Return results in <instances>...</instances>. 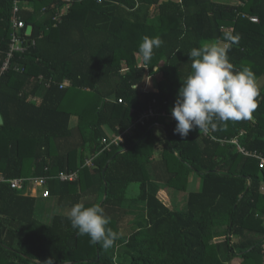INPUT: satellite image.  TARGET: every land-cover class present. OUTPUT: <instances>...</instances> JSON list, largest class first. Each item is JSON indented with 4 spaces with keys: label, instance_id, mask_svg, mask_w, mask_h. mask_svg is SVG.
<instances>
[{
    "label": "trees",
    "instance_id": "1",
    "mask_svg": "<svg viewBox=\"0 0 264 264\" xmlns=\"http://www.w3.org/2000/svg\"><path fill=\"white\" fill-rule=\"evenodd\" d=\"M13 1L0 0V65ZM19 1L29 46L0 75V175L77 178L47 183L45 200L59 210L47 222L35 198L0 184V264H228L236 256L264 264V168L226 142L264 155V0ZM226 33L240 37L228 52L234 69L263 79L252 120L218 124L209 137L197 128L181 137L162 117L131 128L148 110L171 115L192 71L190 50L224 43ZM146 37L163 41L149 62L138 54ZM155 74L156 92L145 91ZM191 176L200 189L188 192ZM162 187L186 194L185 209L167 207ZM76 203L103 207L118 234L113 247L77 235L68 219ZM125 219L135 228L119 237Z\"/></svg>",
    "mask_w": 264,
    "mask_h": 264
},
{
    "label": "clouds",
    "instance_id": "2",
    "mask_svg": "<svg viewBox=\"0 0 264 264\" xmlns=\"http://www.w3.org/2000/svg\"><path fill=\"white\" fill-rule=\"evenodd\" d=\"M239 39L238 35L226 33L223 45L206 42L188 53L192 71L178 89L171 108L176 121L174 132L181 137H187L196 128L207 133L218 124L252 118L260 96L257 78L249 67L236 71L228 57L231 46ZM162 44L160 37H146L139 45L138 54L144 62H149L154 48ZM68 219L77 235H87L91 243L101 244L105 249L113 247L118 239V234L108 227L110 217L100 205L85 207L76 203L71 206ZM45 264H53L52 258Z\"/></svg>",
    "mask_w": 264,
    "mask_h": 264
},
{
    "label": "built area",
    "instance_id": "3",
    "mask_svg": "<svg viewBox=\"0 0 264 264\" xmlns=\"http://www.w3.org/2000/svg\"><path fill=\"white\" fill-rule=\"evenodd\" d=\"M21 9V3L19 0H14L12 4V16H11V27L13 30L10 45L8 48L7 53L5 54L4 60L2 61L0 65V75L8 71L10 68V61L13 58V55L15 53L22 54L27 46H29V40H24L20 37L19 31L24 29V23L20 20L18 17V12ZM54 20L57 21V17L54 18ZM251 22H256V18H250ZM26 43V46H25ZM33 44V42H31ZM17 71V70H16ZM39 80H41V77H38ZM48 86V85H47ZM66 86L62 85L61 87ZM121 102L120 100L118 101ZM157 117H162L165 120H174V118L171 115H165V114H156L152 110H148L140 114L131 124V128H135L136 125L143 126L145 122H147L149 119ZM198 129V128H197ZM199 130V129H198ZM202 135L204 137H209L210 133H205L204 131H201ZM211 139H213L211 137ZM121 138H117L116 141H120ZM105 143V141H102ZM227 143H230L234 146H236L238 153H240L244 157L248 158H254L258 162L259 168H264V155L258 154L256 152H249L245 150L243 147H241L236 139H231L229 141H226ZM85 165L89 166L90 161L86 160ZM77 178L76 173H59L55 177H38V178H14V179H6L2 175H0V184H6L8 188L11 191H15L18 193L23 192V194H28L29 192L32 195L39 196L42 199L49 198V191L47 189V183L52 180H56L59 182H73Z\"/></svg>",
    "mask_w": 264,
    "mask_h": 264
},
{
    "label": "crops",
    "instance_id": "4",
    "mask_svg": "<svg viewBox=\"0 0 264 264\" xmlns=\"http://www.w3.org/2000/svg\"><path fill=\"white\" fill-rule=\"evenodd\" d=\"M234 1V0H233ZM231 4H233V3H231ZM221 45H223V43H220ZM154 77H152V79H153ZM155 78H156V80H154L153 82H152V84H150V83H148V81L150 80L149 79V77L146 79V81H145V85H144V90L145 91H151V92H156V83H157V81H158V75L157 74H155ZM72 119H74L75 121H76V118L75 117H72ZM76 123V122H75ZM153 132L154 133H156L157 132V130L156 129H154L153 130ZM114 136V134L112 133V134H110V136H109V139H112V137ZM111 137V138H110ZM118 138V137H117ZM117 138H115V139H112L111 141H116V139ZM157 159H155V161H156ZM191 182H194L195 183V185L192 187V190L189 188L188 189V192L189 191H197V190H199L200 189V182H199V180H197V179H195L194 177H190V184H191ZM18 193V192H17ZM18 194H21V193H18ZM22 196H26V197H31V198H35L37 201H38V199H41L39 196H36V195H32L30 192L26 195V194H21ZM178 193H175V192H173V190H169V189H166V188H160L159 189V191L157 192V197L160 199V200H162V202L163 203H165L164 201H166V206L167 207H169V208H171V207H174L175 209H178V210H183V209H185V204H186V198L184 199V203L181 205V206H179V204H178ZM182 196V195H181ZM184 197H185V195H184ZM42 209L43 208H40L39 209V207H37V202H36V213L38 214V212H41L42 211ZM42 212H44V213H42V215H43V218H44V216L47 214V211L45 212V210H43ZM46 219H49V216L46 218ZM263 226H264V222H263ZM263 248H264V243H263ZM240 262H241V260H240V258L238 257V256H236V257H234L228 264H240Z\"/></svg>",
    "mask_w": 264,
    "mask_h": 264
},
{
    "label": "rangeland",
    "instance_id": "5",
    "mask_svg": "<svg viewBox=\"0 0 264 264\" xmlns=\"http://www.w3.org/2000/svg\"><path fill=\"white\" fill-rule=\"evenodd\" d=\"M166 1V0H165ZM173 1H178V0H173ZM215 1H217V2H220V3H235L236 1L234 0H215ZM162 65V62H160V66ZM152 77H154L153 79H152ZM149 81H148V83H150V84H152V82L154 81V80H156V78H155V75H152V76H150L149 77ZM258 84H259V86L261 87L262 86V84H263V79H259L258 80ZM252 120V119H251ZM168 121H170L169 119L168 120H166V122H168ZM75 120L74 119H71V125H75ZM192 132L193 133H196V132H198V130L197 129H193L192 130ZM113 139H115V138H113ZM117 140V139H116ZM195 185V183L194 182H191V184L189 183V188L192 190V187ZM262 191L264 192V188L262 189ZM137 192V186L135 185V184H132L130 187H129V191H128V196L129 197H132V196H134L135 195V193ZM22 194H23V192H22ZM185 196H186V194H184ZM184 195H178V204H179V206H181L183 203H184V199H185V197H184ZM167 201V200H166ZM166 201H164L165 203H166ZM52 202L53 201H51L50 202V200H45V199H38V201H37V207H39V209L40 208H42V206L44 205V206H46V208H45V212L47 211V214L44 216V222H47L46 220V218L49 216L50 217V215L53 213V212H55V213H57L59 210L57 209V208H54V206L52 205ZM167 204V203H166ZM42 212H38V214H40V215H42L41 214ZM68 213H69V211H68ZM39 215V216H40ZM43 216V215H42ZM127 220H129V219H127ZM127 220L125 219V222H122V223H126V225L125 226H122V228H121V230H120V233H119V237H126L128 234H129V232L130 231H132V229H134L135 228V226L134 225H132L131 224V222L130 221H128L127 222ZM115 252L117 253V254H122V250H120V247L119 246H117V248H116V250H115ZM237 264V263H236Z\"/></svg>",
    "mask_w": 264,
    "mask_h": 264
},
{
    "label": "water",
    "instance_id": "6",
    "mask_svg": "<svg viewBox=\"0 0 264 264\" xmlns=\"http://www.w3.org/2000/svg\"><path fill=\"white\" fill-rule=\"evenodd\" d=\"M31 33H32V27L31 26H27L26 27V29H25V34L28 36V37H30L31 36ZM2 123V121H1V117H0V124ZM127 149H129V148H127ZM126 149V150H127ZM104 196H105V194H104ZM97 260H98V256L96 257V259H95V262H97Z\"/></svg>",
    "mask_w": 264,
    "mask_h": 264
}]
</instances>
